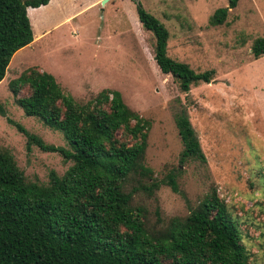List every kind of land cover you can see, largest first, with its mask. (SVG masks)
I'll use <instances>...</instances> for the list:
<instances>
[{
    "label": "rangeland",
    "instance_id": "374dc122",
    "mask_svg": "<svg viewBox=\"0 0 264 264\" xmlns=\"http://www.w3.org/2000/svg\"><path fill=\"white\" fill-rule=\"evenodd\" d=\"M137 1L167 29V55L195 72L211 69V80L182 92L158 70L154 38L140 26L133 0H48L26 8L32 36L40 38L11 56L0 81V146L24 178L38 184L46 183L50 170L61 175L70 164L35 145L27 150L14 125L47 144L65 145L61 132L25 115L14 101L8 82L28 67L50 73L79 103L115 89L150 121L144 162L152 178L175 175L176 191L160 184L131 198L144 209L145 226L157 230L183 217L215 189L236 220L249 262L264 264V55L250 53L253 39L264 37V0H237L217 26L208 24L209 16L226 0ZM178 109L187 114L204 163H178L181 145L172 120Z\"/></svg>",
    "mask_w": 264,
    "mask_h": 264
},
{
    "label": "trees",
    "instance_id": "16d2710c",
    "mask_svg": "<svg viewBox=\"0 0 264 264\" xmlns=\"http://www.w3.org/2000/svg\"><path fill=\"white\" fill-rule=\"evenodd\" d=\"M133 1L140 26L154 38L158 70L182 92L208 83L213 71L195 72L169 57L167 29ZM47 2L0 0V80L11 56L32 40L26 8ZM236 3L226 0L208 24H223ZM250 53L264 55V37L253 39ZM8 88L25 115L39 118L65 140L63 146L47 144L8 120L26 138V149L35 145L56 152L70 164L61 175L50 170L46 183L38 184L27 181L12 154L0 146V264H252L236 220L215 189L183 217H171L157 230L145 226L144 209L132 205L131 198L137 192L149 195L160 184L176 191L175 175L152 178L144 162L150 121L130 109L119 91L103 88L79 103L36 67L10 80ZM172 120L181 145L178 163H204L184 109L174 111Z\"/></svg>",
    "mask_w": 264,
    "mask_h": 264
},
{
    "label": "crops",
    "instance_id": "0c3cea01",
    "mask_svg": "<svg viewBox=\"0 0 264 264\" xmlns=\"http://www.w3.org/2000/svg\"><path fill=\"white\" fill-rule=\"evenodd\" d=\"M34 37H35V36H32L31 43H32L33 41H35V40H36V39H35V40H33V39H34ZM35 38H40V36L38 37V36L36 35V37H35ZM3 77H4V76H3ZM1 80H2V79H1ZM1 80H0V81H1Z\"/></svg>",
    "mask_w": 264,
    "mask_h": 264
},
{
    "label": "bare ground",
    "instance_id": "6f19581e",
    "mask_svg": "<svg viewBox=\"0 0 264 264\" xmlns=\"http://www.w3.org/2000/svg\"><path fill=\"white\" fill-rule=\"evenodd\" d=\"M36 39V38H35Z\"/></svg>",
    "mask_w": 264,
    "mask_h": 264
}]
</instances>
